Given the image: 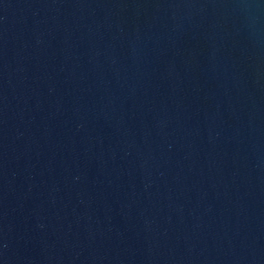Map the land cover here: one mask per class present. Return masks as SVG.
I'll return each mask as SVG.
<instances>
[{
    "label": "water",
    "instance_id": "95a60500",
    "mask_svg": "<svg viewBox=\"0 0 264 264\" xmlns=\"http://www.w3.org/2000/svg\"><path fill=\"white\" fill-rule=\"evenodd\" d=\"M0 264H264V0H0Z\"/></svg>",
    "mask_w": 264,
    "mask_h": 264
}]
</instances>
